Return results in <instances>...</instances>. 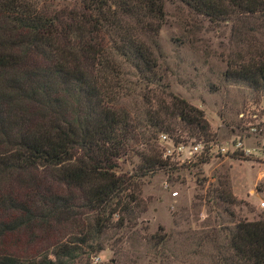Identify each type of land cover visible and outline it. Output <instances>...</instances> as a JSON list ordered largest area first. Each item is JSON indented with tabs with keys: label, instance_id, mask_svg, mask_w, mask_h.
<instances>
[{
	"label": "trees",
	"instance_id": "trees-1",
	"mask_svg": "<svg viewBox=\"0 0 264 264\" xmlns=\"http://www.w3.org/2000/svg\"><path fill=\"white\" fill-rule=\"evenodd\" d=\"M165 1L77 0L57 12L39 0H0V264L70 262L71 247L39 255L23 247L20 232L42 229L71 204L92 213L97 233L118 208L129 210L136 175H116L114 164L141 128L157 135L181 124L192 138L209 137L199 109L153 86L149 42ZM178 1L210 22L230 23L235 49L223 77L264 100V0ZM124 68L149 88L141 96L144 125L118 105ZM148 139L141 134L140 177L167 167ZM227 245L220 263L264 264V216L237 222Z\"/></svg>",
	"mask_w": 264,
	"mask_h": 264
},
{
	"label": "rangeland",
	"instance_id": "rangeland-1",
	"mask_svg": "<svg viewBox=\"0 0 264 264\" xmlns=\"http://www.w3.org/2000/svg\"><path fill=\"white\" fill-rule=\"evenodd\" d=\"M39 2L58 12L70 9L77 0ZM163 11L158 34L149 42L157 63L153 86L199 109L209 137L192 138L181 124L157 135L141 128L131 149L114 164L116 175H136L138 190L129 210L118 208L97 233L92 213L79 202L71 204L42 229L21 230L23 247L32 246L39 255L60 245L71 247L76 254L67 264H222L236 223L264 216V100L258 101L245 84L223 77L235 49L230 23L210 22L178 0H166ZM121 74L122 87L127 89L118 105L144 125L141 113L146 105L141 96H149V88L132 69L124 68ZM141 134L167 167L140 177L139 154L147 153ZM159 135L185 147L217 143L229 148L240 141L250 153L222 155L212 150L184 162L163 159ZM219 188L224 191L218 200Z\"/></svg>",
	"mask_w": 264,
	"mask_h": 264
},
{
	"label": "built area",
	"instance_id": "built-area-1",
	"mask_svg": "<svg viewBox=\"0 0 264 264\" xmlns=\"http://www.w3.org/2000/svg\"><path fill=\"white\" fill-rule=\"evenodd\" d=\"M159 144H161V157L163 159H176L181 162L189 160L195 155H199L201 153L211 154L212 150H215L216 154L220 153L222 155L226 154L228 151L231 153L240 152L245 156L249 155V150L242 147V143L240 141H236L231 143L229 148L225 146H220L215 143L214 145L210 144L204 147L202 144H194L188 147H185L183 144L174 145L172 141L166 135H159L158 138ZM175 196V193L172 195Z\"/></svg>",
	"mask_w": 264,
	"mask_h": 264
}]
</instances>
